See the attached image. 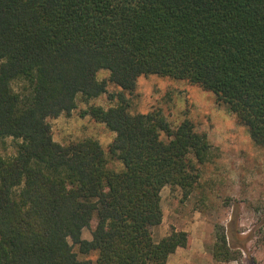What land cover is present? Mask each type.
<instances>
[{
    "label": "trees",
    "instance_id": "obj_1",
    "mask_svg": "<svg viewBox=\"0 0 264 264\" xmlns=\"http://www.w3.org/2000/svg\"><path fill=\"white\" fill-rule=\"evenodd\" d=\"M152 74L214 92L264 147V0H0V139L21 140L0 155V264H167L190 246L185 230L155 239L161 192L190 195L213 145L189 118L130 111L126 92ZM109 82L116 103L85 114L116 133L121 170L97 139L56 141L49 121ZM212 254L237 260L222 224Z\"/></svg>",
    "mask_w": 264,
    "mask_h": 264
},
{
    "label": "rangeland",
    "instance_id": "obj_2",
    "mask_svg": "<svg viewBox=\"0 0 264 264\" xmlns=\"http://www.w3.org/2000/svg\"><path fill=\"white\" fill-rule=\"evenodd\" d=\"M109 75L107 69L98 73L100 79H108ZM120 91L119 86L109 82L108 91L97 98L87 100L79 95L71 114L49 119L54 139L62 144L87 137L97 139L106 152L108 167L121 170L122 162L109 149L116 133L85 114L91 106L113 105L117 99L111 94ZM126 95L132 113L159 109L174 128L189 118L213 145L212 156L201 166L200 182L190 195L186 196L181 188L162 189L164 217L153 228L155 239L173 230H185L191 238L190 246L181 247L171 264H264V147L253 141L248 127L239 123L214 92L185 80L156 74L141 76L136 89ZM20 141L13 137L0 139V155H15ZM96 222L94 219L93 225ZM217 224L225 226L237 260L213 258ZM84 236L92 237L89 228L83 230ZM75 250L79 251L77 246Z\"/></svg>",
    "mask_w": 264,
    "mask_h": 264
},
{
    "label": "crops",
    "instance_id": "obj_3",
    "mask_svg": "<svg viewBox=\"0 0 264 264\" xmlns=\"http://www.w3.org/2000/svg\"><path fill=\"white\" fill-rule=\"evenodd\" d=\"M84 237H86V236H84ZM91 238H92V237H91ZM91 238H87V237H86V239H91ZM180 249H181V247H179V248L176 250L175 253H173V254L170 255L167 264H171V260L177 257L176 254L180 252ZM178 264H179V263H178Z\"/></svg>",
    "mask_w": 264,
    "mask_h": 264
}]
</instances>
